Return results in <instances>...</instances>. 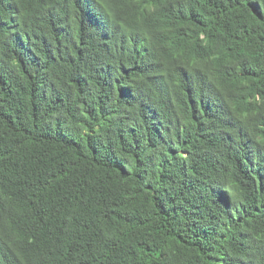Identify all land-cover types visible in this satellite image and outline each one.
<instances>
[{
	"label": "trees",
	"instance_id": "16d2710c",
	"mask_svg": "<svg viewBox=\"0 0 264 264\" xmlns=\"http://www.w3.org/2000/svg\"><path fill=\"white\" fill-rule=\"evenodd\" d=\"M0 264H264V0H0Z\"/></svg>",
	"mask_w": 264,
	"mask_h": 264
}]
</instances>
